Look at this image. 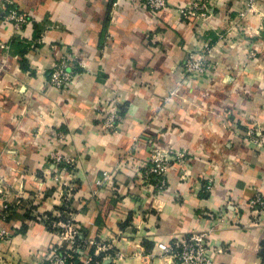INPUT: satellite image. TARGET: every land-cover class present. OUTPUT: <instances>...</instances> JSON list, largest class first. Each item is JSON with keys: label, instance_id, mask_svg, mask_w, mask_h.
<instances>
[{"label": "crops", "instance_id": "crops-1", "mask_svg": "<svg viewBox=\"0 0 264 264\" xmlns=\"http://www.w3.org/2000/svg\"><path fill=\"white\" fill-rule=\"evenodd\" d=\"M11 1L29 22L16 33L0 6V175L12 234L0 264H38L54 241L40 218L63 205L110 247L100 259L125 257L116 264H142L147 253L149 264H174L157 245L204 231L214 264H264V211L249 225V201L264 193V0H207L211 16L194 23L176 7L195 0H168L159 12L130 0ZM204 46L212 67L185 78L186 56ZM64 51L85 68L57 92L48 77ZM114 96L120 130L108 134L101 120ZM152 144L183 154L159 193L131 163L146 162ZM55 151L75 159L68 201L51 180ZM104 171L112 180L100 187ZM19 193L27 201L12 207ZM94 253L86 245L76 259Z\"/></svg>", "mask_w": 264, "mask_h": 264}, {"label": "built area", "instance_id": "built-area-1", "mask_svg": "<svg viewBox=\"0 0 264 264\" xmlns=\"http://www.w3.org/2000/svg\"><path fill=\"white\" fill-rule=\"evenodd\" d=\"M134 6H144L145 8L159 12L169 8L168 0H130ZM0 6L3 9V21L12 24L16 33L21 32L24 25L29 22V17L26 12L19 10L11 0H1ZM211 5L207 0H195L188 8L176 7V13L181 18L191 19L193 23L198 20H205L211 16ZM241 15L244 16L243 13ZM5 48V45H0ZM52 51L55 49L51 47ZM211 49L204 46L189 53L182 65L185 78L191 75H205L212 67L209 59ZM85 68L82 61L75 52H62L53 63L48 77V86L57 92H63L73 86L74 82L82 76L80 68ZM122 112V102L119 97L111 98L108 108L102 116V128L108 134H116L120 130V114ZM247 138L255 145L259 146L262 143L260 133H255L253 130H248ZM61 137V136H60ZM138 142V138L134 140L133 147ZM148 160L143 163L136 164V178L144 185L150 188L153 192L159 193L167 188L166 172L172 162H181L183 154L179 152H171L163 150L152 144L148 148ZM50 161L53 165L52 182L56 189L61 194L63 201H68L71 195L70 188L72 187L69 179L73 175L75 168V159L63 155L57 151L50 153ZM130 163L127 157V164ZM1 173V170H0ZM112 180V173L108 171L102 172L101 179L97 181V185L102 187L107 182ZM210 182V181H208ZM4 180L0 175V200L6 202V190L3 187ZM211 187H207L210 189ZM67 190V191H65ZM96 193V191H95ZM26 200L22 193L16 196V200L12 207H19ZM23 205V204H22ZM30 205V204H29ZM62 211H57L52 215V218L42 217L47 230L53 235V244L48 247L41 255L38 264H116L122 261L125 257L117 253L108 254L104 259L98 256L100 252L110 251V247L105 242L88 238L81 226L77 224L73 212L67 211L68 207L63 205ZM11 208V204L4 203L0 211V243L8 241L12 234L11 231L3 226L7 218V213ZM250 221L249 225H257L260 215L264 211V193L255 195L249 201ZM39 219L38 215H35ZM248 225V226H249ZM207 232H194L182 238L173 240L170 244H158L157 248L160 255H166L173 259L174 264H214L207 256L206 245ZM92 246L95 253L86 257L83 261H77L76 255L83 246ZM142 264H149L154 258L151 253L137 256Z\"/></svg>", "mask_w": 264, "mask_h": 264}, {"label": "rangeland", "instance_id": "rangeland-1", "mask_svg": "<svg viewBox=\"0 0 264 264\" xmlns=\"http://www.w3.org/2000/svg\"><path fill=\"white\" fill-rule=\"evenodd\" d=\"M261 49H262V51L264 50V45H263V46H261Z\"/></svg>", "mask_w": 264, "mask_h": 264}]
</instances>
